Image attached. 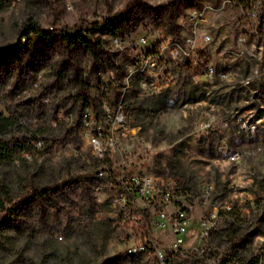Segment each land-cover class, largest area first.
<instances>
[{"label":"rangeland","instance_id":"obj_1","mask_svg":"<svg viewBox=\"0 0 264 264\" xmlns=\"http://www.w3.org/2000/svg\"><path fill=\"white\" fill-rule=\"evenodd\" d=\"M137 1L172 0H0V50L16 49V55L0 59V136L53 140L52 150L35 155L22 149L23 159L0 156V182L11 196L10 201L3 196L4 204L35 187H61L54 199L27 200L0 223V264H99L108 257L114 258L110 264H158L155 250L172 249L174 235L168 220L159 224L157 217L167 208L168 218L173 207L156 203L146 190H133L125 203L118 201L111 181L132 171L160 176L174 204L190 215L182 251L175 252L171 264H264V114L256 115L258 109L264 113V0L243 5L176 0L170 21L142 14L135 25L128 21L122 33L116 32L124 48L118 69L107 52L95 59L77 48L68 56L55 38L19 36L29 21L52 35L63 26L86 29L90 24V35L106 50L112 33L91 29L92 24ZM204 2L213 6L203 26L210 39L198 40L182 61L162 62L163 81L133 71L122 94L131 55L185 39L190 32L182 19L188 8ZM140 37L145 43L138 42ZM199 59L213 65L210 77L195 66ZM120 97L130 135L117 138L111 150L113 177L96 173L89 193L81 196V179L102 162L83 137L79 113ZM69 114L78 123H71ZM256 120L253 131L246 128ZM233 148H240L239 155L229 158ZM208 182L212 187L206 191ZM215 198L238 204L230 212L235 221L218 217L201 240L203 250H195L198 215ZM131 206L139 210L133 220L128 218ZM143 216L149 233L141 230Z\"/></svg>","mask_w":264,"mask_h":264},{"label":"built area","instance_id":"obj_2","mask_svg":"<svg viewBox=\"0 0 264 264\" xmlns=\"http://www.w3.org/2000/svg\"><path fill=\"white\" fill-rule=\"evenodd\" d=\"M237 3V0H235ZM252 0H247V3ZM68 6H70L68 4ZM213 10V6L209 2H204L198 6L188 8L185 17L182 19V24L187 27L190 34L185 39L181 38L169 42H162L155 47L144 51L143 53L131 55V61L128 66V73L123 76V83L121 85L122 94L126 91L129 84V76L133 71L140 73H149L155 76L154 79H160L163 81L167 78L164 73L159 72L161 63L168 60L182 61L191 54L195 48L197 41L201 40L206 42L210 39V35L203 29L204 24L207 22L208 13ZM138 42L145 43L144 37H140ZM107 53L110 57L114 69H118L120 66V60L122 59V53L124 48L122 47V39L117 34L110 36V46L106 47ZM195 66H200L201 74L204 77H210L213 72V65L206 60H195ZM113 79L114 76L111 75ZM153 80L150 81L153 84ZM70 122H73L71 114L67 116ZM127 112L124 109V103L122 98H118L113 104H108L106 100L100 103V106H90L80 112L79 125L82 128L83 137L86 143L89 145L92 153L97 159L102 162V165L97 169V173L101 175L112 176L110 169V162L112 155L111 150L116 146L117 138L126 137L130 135L127 130ZM55 122V121H54ZM258 121L249 122L246 128L253 131ZM42 139H38L35 145L40 144ZM240 148H233L228 152L229 158H236L239 155ZM264 171V163L262 164ZM113 177V176H112ZM157 179V180H156ZM114 185L117 186L116 199L118 201L126 202L128 200V193L133 190L147 191V196L155 200L158 204L171 205L172 212L167 216L166 209L161 208L158 214L159 224H162L164 220H168L169 229L174 235L172 241V249L168 251L156 249L155 258L158 264H171L174 260L175 252L180 248V242L183 239V234L190 226L191 218L184 206L175 205L174 197L171 188L163 183L162 179L158 175L154 174H141L138 171H132L127 174H119L116 179H112ZM156 186V187H155ZM156 188L160 195L158 198H154ZM212 187L210 182L204 184V189L207 191ZM233 195V194H230ZM133 201V200H132ZM206 201V200H205ZM261 203V201H259ZM206 207L200 212L197 218L199 230L196 232L197 242L194 247L195 250H203V244H201L202 238L209 236L211 229L215 226L216 220L222 215L229 216L235 221L234 215L230 212L234 210L238 204H234L230 199H218L208 200ZM251 220V216L247 218ZM142 247L141 244L138 245Z\"/></svg>","mask_w":264,"mask_h":264},{"label":"trees","instance_id":"obj_3","mask_svg":"<svg viewBox=\"0 0 264 264\" xmlns=\"http://www.w3.org/2000/svg\"><path fill=\"white\" fill-rule=\"evenodd\" d=\"M247 0H237V4H245ZM176 6V0H172L170 2L164 4H157V5H149L143 1H137L136 3H129L124 7L121 11L112 15L110 17H105L102 19L100 23H94L91 26V29L97 28L100 32H107L116 34V32H123L124 24L126 22L133 20L132 25L136 24L139 16L142 14H146L153 18H165L167 20H171L174 17V8ZM175 32V29H173ZM34 33L42 38L52 39L55 38L58 42L60 47L65 50L66 55L70 56L72 51L76 50L77 48L83 49L86 53H88L91 58H99L102 54L106 53L107 51L103 48L100 41L97 37H92L90 35V24L87 25L86 29L82 28V25H78L71 30H68L65 26L61 27L55 34H51V31L45 30L40 25H38L34 21H29L24 23L21 27L19 32V36H28V34ZM176 33V32H175ZM16 55V49L10 47H6L0 50V59H5L9 54ZM110 59V58H109ZM64 60H69L64 59ZM104 93V91H102ZM108 104H113L112 100L106 99ZM263 110L258 109L256 115L259 117L263 115ZM80 115V113H79ZM78 118H75L72 123H78ZM40 139L39 137H32L30 140L23 139L22 141L19 140H9L4 136H0V156L5 158H13V157H20L21 159L25 158L21 150L25 149L31 155H35L39 150L46 149L52 150L53 149V140L49 139L48 137H42V141L40 144L35 145V142ZM210 147L207 150L210 151ZM101 161V160H100ZM97 169L95 168L93 174L87 173L81 179V184L83 185V194L89 193V183H94V179L97 176ZM71 185V183L69 184ZM61 187L58 186H43V187H35L33 189H29L25 195H22L19 200L11 201L9 205L4 204L3 196H7V199L10 201L11 196L8 195L9 189L3 183L0 182V223L4 222L3 220H9L15 213L16 210L21 209L23 205H25L27 200H32L34 197L43 196L47 199H54V197L60 193ZM139 214V210L133 208L131 206L129 210L128 218L129 220H133L135 215ZM143 224L145 225L141 230L144 233H149V226L148 220L145 217H142ZM135 221V220H134ZM140 227H142V225ZM135 229L139 227L137 225L132 224ZM114 260L113 257L103 258L99 264H110Z\"/></svg>","mask_w":264,"mask_h":264}]
</instances>
